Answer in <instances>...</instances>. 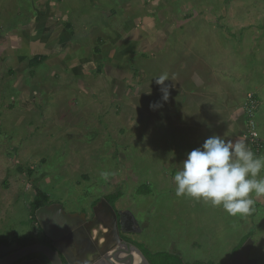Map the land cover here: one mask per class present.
<instances>
[{
	"label": "rangeland",
	"instance_id": "rangeland-1",
	"mask_svg": "<svg viewBox=\"0 0 264 264\" xmlns=\"http://www.w3.org/2000/svg\"><path fill=\"white\" fill-rule=\"evenodd\" d=\"M212 135L264 158V0H0V247L34 240L37 192L88 216L119 193L151 254L224 264L248 236L264 264V195L246 216L176 195Z\"/></svg>",
	"mask_w": 264,
	"mask_h": 264
},
{
	"label": "clouds",
	"instance_id": "clouds-1",
	"mask_svg": "<svg viewBox=\"0 0 264 264\" xmlns=\"http://www.w3.org/2000/svg\"><path fill=\"white\" fill-rule=\"evenodd\" d=\"M165 81L167 74L155 78L161 86L162 99L167 101ZM182 163V169L174 176L177 196L222 206L231 216H246L254 210L251 194L264 195V177L257 178L264 170V158L258 157L243 139L232 141L212 135L201 147L190 151Z\"/></svg>",
	"mask_w": 264,
	"mask_h": 264
},
{
	"label": "water",
	"instance_id": "water-1",
	"mask_svg": "<svg viewBox=\"0 0 264 264\" xmlns=\"http://www.w3.org/2000/svg\"><path fill=\"white\" fill-rule=\"evenodd\" d=\"M95 217H99L103 226H106V216L110 219L111 235L113 236L110 242L111 246H116L113 255L110 257L104 255L100 264H122L128 261V264H134L137 259L138 264H148L142 254L137 248L129 243L121 242L117 237V227L115 223V214L112 208L104 201L101 200L100 204L92 209ZM105 215H104V214ZM105 217L101 218L100 216ZM35 220L39 228L44 233V236L51 242V248L42 245H32L22 249H18L17 246L11 245L10 247H0V264H16L28 256L41 255L47 262V264H80L83 260V253L77 254L70 247L73 245L76 247V242L79 236L83 237L86 241V237L79 226V221L83 219V216L77 214H65L61 206L50 205L38 209L34 213ZM96 245V242H94ZM251 242L248 240L246 243L232 256L229 264H250L248 259L249 250L251 248ZM123 255V259H117L116 257ZM112 260V262L110 261ZM63 260V261H62ZM136 263V264H137ZM20 264H41L37 260L22 261Z\"/></svg>",
	"mask_w": 264,
	"mask_h": 264
},
{
	"label": "flooded vegetation",
	"instance_id": "flooded-vegetation-1",
	"mask_svg": "<svg viewBox=\"0 0 264 264\" xmlns=\"http://www.w3.org/2000/svg\"><path fill=\"white\" fill-rule=\"evenodd\" d=\"M102 200H104V199H102ZM117 201L114 203V205L112 207L105 201L112 208V210L115 214V220H116L115 223H116V227H117V237L121 242L129 243V244L133 245L135 248H137L134 245V243H136V242L131 238V236L136 235V233L139 234L141 231L137 230L133 226L135 224L133 222L134 218L129 213L121 212L116 208ZM99 204H100V202H97L90 208V211H89L90 215L89 216L87 215L86 212H83V213L80 212L79 213V214L84 215V223L81 225V229H82V231L86 237V241L83 237L79 236L78 240L76 241V242H78L76 244V247H74L73 245L70 247V249H72L77 254L83 253V256H82L83 260H81L80 262H78V260L75 261L77 263H80V264H100V260L104 255H108L111 257L113 255V252L116 249V246L113 247L110 245V242L112 241L113 236L111 235V231L109 230V227H110V224H108V223H110L109 217L106 216V220H105L106 226H103L102 223L100 222L101 219H99V217H95L93 214L92 208L95 205H99ZM50 205L51 204H49L48 206H50ZM104 215L100 216V217L103 218V217H105ZM36 230L38 231V239H34L33 240L34 244H32V245H42V246L51 248V242L49 240H47V238L44 236L43 233L42 234L40 233L41 234V237H40V234H39L40 228H39L38 224H36ZM40 232H42V231L40 230ZM246 241H248V240H245L242 243V245L237 250H235L234 254L246 243ZM94 242H96V245L94 244ZM14 244L17 246L18 249L28 247V246L20 247L16 243H14ZM11 245L12 244L7 245L6 248L10 247ZM32 245H29V246H32ZM249 253H250V251H249ZM234 254H232V256ZM249 255L250 254H248V256ZM116 258L117 259L118 258L123 259V255H119ZM32 260H37L41 264H47L46 260L41 255H31V256L26 257L22 261L28 262V261H32ZM22 261H20L16 264H20ZM110 261L112 262L111 259H110ZM229 262H230V260L226 261L224 264H229ZM63 264H66V263L63 261ZM114 264H116V263H114ZM122 264H128V261L125 263H122ZM134 264H136V262H134Z\"/></svg>",
	"mask_w": 264,
	"mask_h": 264
},
{
	"label": "trees",
	"instance_id": "trees-1",
	"mask_svg": "<svg viewBox=\"0 0 264 264\" xmlns=\"http://www.w3.org/2000/svg\"><path fill=\"white\" fill-rule=\"evenodd\" d=\"M36 60L38 61V58L37 59L32 58L31 61L29 62L30 63L29 65L36 63L37 62ZM254 98L255 97H253V99ZM246 112L249 113L247 111V108H246ZM247 113L245 115H248ZM253 113H252V115H253ZM260 148H261V150H259L258 153L259 152L261 153V151H262V143L260 144ZM253 152L255 153V151H253ZM255 154H257V153H255ZM119 196H120V194L118 193L115 195L105 196L103 199L112 207L114 205V203L119 199ZM48 205H49V200H48L47 195L44 194L43 192H37L35 194V196L33 197V199L31 200V202L29 203V206H28L29 218H30V221L34 225L37 224L35 217H34V213L38 209L46 207ZM39 232H40V230H39ZM248 239H249L248 236L243 237L240 245L235 250H237L242 245V243ZM14 243L19 245L20 247H23V246H29V245L34 244V241L31 239H25V240L20 241V242L16 240V241H14ZM134 245L141 252L142 256L145 258V260L147 261L148 264H183L182 261L175 255H171V254H167V253L151 254L149 251H147L146 248L142 247L140 244L134 243ZM234 252L232 254H234Z\"/></svg>",
	"mask_w": 264,
	"mask_h": 264
},
{
	"label": "built area",
	"instance_id": "built-area-1",
	"mask_svg": "<svg viewBox=\"0 0 264 264\" xmlns=\"http://www.w3.org/2000/svg\"><path fill=\"white\" fill-rule=\"evenodd\" d=\"M246 98L249 100V97H246ZM252 102L254 103V101H252L250 99L247 103H245V105H246L245 108H247V111L249 112V113H247L248 114L247 117H251L250 116V110H253V103ZM251 115H252V112H251ZM254 126L255 125L253 124V122L249 121L248 128L251 131V133H250L251 139H252V141H259L256 133L254 132V130H255ZM259 144H260V142H259ZM258 151H259V146H257V149L255 150V153H258Z\"/></svg>",
	"mask_w": 264,
	"mask_h": 264
},
{
	"label": "crops",
	"instance_id": "crops-1",
	"mask_svg": "<svg viewBox=\"0 0 264 264\" xmlns=\"http://www.w3.org/2000/svg\"><path fill=\"white\" fill-rule=\"evenodd\" d=\"M180 92V91H179ZM179 92H177V94L179 95ZM181 93V92H180ZM181 94H183V93H181ZM97 205H95L94 207H96ZM93 207V208H94ZM65 213V212H64ZM65 214H69V213H65ZM73 214H77V215H81V216H83V219L82 220H80L79 221V226H81L83 223H84V215L83 214H79V213H70V215H73ZM131 215V214H130ZM132 216V215H131ZM133 217V216H132ZM133 222L135 223V220H133ZM133 223V224H134ZM137 230H138V227H137V225H136V223L133 225ZM34 227L36 228V225H34ZM41 230V229H40ZM42 231V230H41ZM42 234L43 232H39V234ZM33 234H34V239H38V231L37 230H34L33 231ZM41 234H40V237H41ZM44 234V233H43ZM137 234V233H136ZM133 235V234H132ZM133 236H135V235H133ZM132 237V236H131ZM135 258V257H134Z\"/></svg>",
	"mask_w": 264,
	"mask_h": 264
},
{
	"label": "bare ground",
	"instance_id": "bare-ground-1",
	"mask_svg": "<svg viewBox=\"0 0 264 264\" xmlns=\"http://www.w3.org/2000/svg\"><path fill=\"white\" fill-rule=\"evenodd\" d=\"M135 260H136L135 262L137 263V259H136V257H135ZM137 264H138V263H137Z\"/></svg>",
	"mask_w": 264,
	"mask_h": 264
}]
</instances>
